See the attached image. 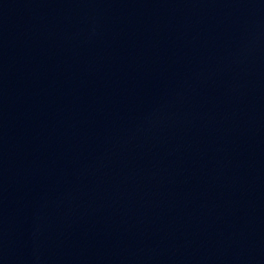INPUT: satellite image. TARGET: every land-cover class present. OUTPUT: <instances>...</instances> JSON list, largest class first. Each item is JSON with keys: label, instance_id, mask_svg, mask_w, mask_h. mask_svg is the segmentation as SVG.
<instances>
[{"label": "water", "instance_id": "1", "mask_svg": "<svg viewBox=\"0 0 264 264\" xmlns=\"http://www.w3.org/2000/svg\"><path fill=\"white\" fill-rule=\"evenodd\" d=\"M0 264H264V0H0Z\"/></svg>", "mask_w": 264, "mask_h": 264}]
</instances>
